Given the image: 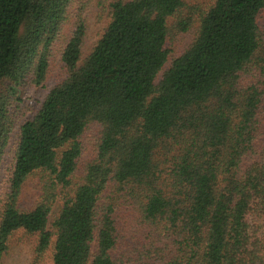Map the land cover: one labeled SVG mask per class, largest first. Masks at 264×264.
Returning <instances> with one entry per match:
<instances>
[{"label":"trees","instance_id":"16d2710c","mask_svg":"<svg viewBox=\"0 0 264 264\" xmlns=\"http://www.w3.org/2000/svg\"><path fill=\"white\" fill-rule=\"evenodd\" d=\"M88 3L0 0V264H264V0Z\"/></svg>","mask_w":264,"mask_h":264},{"label":"rangeland","instance_id":"374dc122","mask_svg":"<svg viewBox=\"0 0 264 264\" xmlns=\"http://www.w3.org/2000/svg\"><path fill=\"white\" fill-rule=\"evenodd\" d=\"M99 0H89L88 6L86 8L85 14L89 13L87 23L88 31L85 37L84 43V53H87L95 44L103 29L106 25V14L105 11L98 7ZM190 40L188 34H183L178 36L176 44L173 47L172 53L178 51L185 43ZM55 81V75L50 78L47 87H39L33 84L25 85L23 87L21 97L22 104L24 105L25 114L27 116L31 115V111L26 110V106H30L32 109H35L38 102L43 100L48 90L51 88ZM8 178V171L2 169L0 171V186H4ZM29 189L31 186L29 185ZM27 193H31L30 190ZM31 197L27 194L26 200H29ZM33 239L30 237H23L21 241L15 244L8 254L3 259V264H30L31 255H32Z\"/></svg>","mask_w":264,"mask_h":264}]
</instances>
